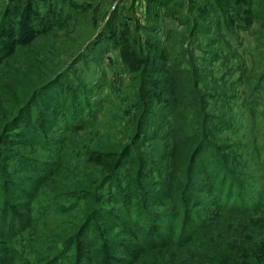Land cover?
I'll use <instances>...</instances> for the list:
<instances>
[{"label": "rangeland", "instance_id": "rangeland-1", "mask_svg": "<svg viewBox=\"0 0 264 264\" xmlns=\"http://www.w3.org/2000/svg\"><path fill=\"white\" fill-rule=\"evenodd\" d=\"M0 32L6 39L0 42V53L6 52L0 66L14 60L13 66L22 67L23 86L33 85L29 94L53 81L27 120L33 127L50 128V148H45L46 141L44 146L36 144L37 136L28 143L13 138L6 142L11 151L55 166L52 172L24 165V172L39 173L43 179L35 184L33 198L18 197L8 188L1 201L15 221L29 223L7 243L18 264L35 255L32 248L40 247L41 234L51 241L65 231L69 215L83 210L84 217L98 203L110 205L112 201L101 195L106 197L115 185L122 192L152 199L149 205L154 208L174 204L177 191L156 197L147 189L153 184L181 185L188 154L183 164L142 161L137 152L155 144L139 136L133 138L131 154L118 155L134 137L136 118L145 107L152 109L148 116L153 117L143 129L146 137L152 129L170 131L173 116L168 107L173 99L179 102L166 91L173 69L182 72L181 85L198 82L206 96L203 133L214 156L201 159L203 168L211 167L210 159L217 164L213 170L225 165L248 189L249 201L264 208V0H0ZM0 78L5 84L11 80L4 71ZM35 114L44 124L33 121ZM110 151L111 158H97ZM109 163L112 169L104 170L102 164ZM10 164L2 162L0 171ZM206 173L208 178L201 172L198 177L209 186L213 176ZM100 176H110L112 184L110 178L98 184ZM238 183L230 199L238 198ZM84 188L90 194L71 200L66 209L44 206L54 191L71 197ZM195 193L206 203L211 195ZM19 208L22 218L15 211ZM192 209L200 211L197 205ZM182 219L179 212L174 235ZM2 247L0 240L1 253Z\"/></svg>", "mask_w": 264, "mask_h": 264}, {"label": "trees", "instance_id": "trees-1", "mask_svg": "<svg viewBox=\"0 0 264 264\" xmlns=\"http://www.w3.org/2000/svg\"><path fill=\"white\" fill-rule=\"evenodd\" d=\"M1 19L4 23L5 18L2 16ZM33 25L29 24V26ZM3 39L5 37L0 32V42ZM5 54L6 52L0 53V59ZM3 63L1 62L0 72H6L7 78L11 80L6 84L0 81V165L8 160L11 164L8 168L3 166V170L0 171V204L8 188L18 197L33 198L32 191L35 189V184L42 182L43 179L39 173L24 172V165L52 172L55 168L53 162L46 163V160L40 157L11 151L6 146V142L12 138L28 143L37 136L36 144L39 145H45L46 139L50 138L46 137L50 128L44 129L38 124L37 127H33L27 121L28 113L30 116V111L39 107L40 96L49 82L33 89L29 94L33 85L23 86L22 67L13 66L16 63L14 60ZM181 73L173 69L169 74L170 83L166 91L179 101L176 103L173 99L170 103L171 107H168V114L170 112V116H173L170 120V131L157 132L156 129H152L146 137L143 129L153 117L151 116L150 119L148 116L150 112L152 113V109L148 107L149 110H146L145 107V111L136 118L134 137L122 147L123 151L118 153V155L125 152L131 154L133 138L140 136L144 141L149 139L151 144L156 145L143 146L137 152L142 161L162 159L167 164L178 161L183 164L188 154L187 175L181 185L172 187L166 183L153 184L147 189L156 197H168V190L177 191L174 204L162 206L160 209L154 208L149 205L153 202L152 199L141 194L133 196L126 191L122 192L115 185L106 197L101 195L102 199L112 201L110 205L98 203L87 211L88 214L84 217H81L85 213L83 210L69 215L70 219L65 220L66 230L57 233L55 239L51 241H45L46 233L41 234L40 247H42L36 250L32 248L35 255L29 260L24 259L21 264H30V262L32 264H264V208H261L258 202L249 201L245 194L248 189L243 188V184L240 185L238 180L235 181L232 172L228 171L225 165L213 170L217 164L215 159H210L213 165L211 164L209 169L203 168L201 159L205 156H214V153L208 151L205 146L207 141L203 124L207 122L208 113L205 111L206 96L197 87L198 82L190 81L181 85L182 80H178ZM27 94L29 96L23 104L22 99ZM33 121L44 124V119L37 114L34 115ZM152 127H155V120ZM46 144L48 147L45 148H50L49 140ZM113 154L114 152L110 151L97 158L105 160L111 158ZM102 165L104 170L112 169L110 163ZM143 165L144 162H139V166ZM207 165L209 166L208 163ZM200 172L206 174L207 178L206 172L213 176L209 179L211 181L209 186L202 184L198 177ZM216 177L218 181L214 182ZM107 178L110 176L104 179L100 176L99 179L97 178V183ZM111 181L110 178L109 184H112ZM147 183L149 181L143 184ZM236 183L242 189L236 192L238 198L230 199ZM195 191L210 193L211 195H207V203L198 197ZM76 194L70 197L64 192L54 191L47 196L49 200L45 201L44 206L48 207L47 210L66 209L79 197L89 195L90 190L85 191L84 188ZM56 197L57 199L52 200ZM69 198L73 199L65 202L64 205L59 203ZM13 204L14 202L11 201V205ZM196 205L199 207V212L192 209ZM51 206L53 208H50ZM4 209L3 204L0 205V240L3 245L0 264H18L13 257L14 251H9L7 243L29 223L15 221L14 217L9 215L10 211L5 212ZM15 211L22 218L21 209ZM179 212L183 219L174 235L172 228ZM97 218L105 221H98ZM27 241L29 243L30 239Z\"/></svg>", "mask_w": 264, "mask_h": 264}]
</instances>
